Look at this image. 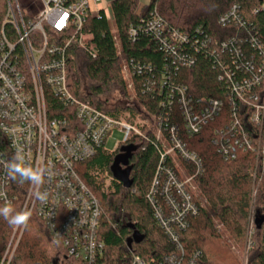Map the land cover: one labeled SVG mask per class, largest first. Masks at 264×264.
Here are the masks:
<instances>
[{
    "label": "built area",
    "instance_id": "obj_1",
    "mask_svg": "<svg viewBox=\"0 0 264 264\" xmlns=\"http://www.w3.org/2000/svg\"><path fill=\"white\" fill-rule=\"evenodd\" d=\"M105 1L5 0L0 22V206L17 201L15 180L7 175L5 165L21 149L26 162L35 165L39 161L51 173L41 188L48 193L47 201L36 200L27 182L22 209H32L52 244L68 258L77 264H94L104 250L98 236L100 207L78 176L76 165L105 152L113 130L124 135L113 152L126 146L131 137L147 140L149 132L158 160L145 199L152 219L175 248L157 264H199V255L185 256L179 243L190 221L200 214L194 190L203 172L201 159L182 136L192 138L217 121L212 143L222 160L234 161L247 152L258 160L264 143V43L246 27L238 6H232L218 23L234 25L239 33L224 41L205 38L195 47L212 60L225 100L193 99L184 85L174 81L179 70L194 64L185 52L188 38L152 16L147 29L168 61L157 81L148 77L140 88L153 99L164 96L158 102L162 111L152 115L150 129L143 132V126L77 99L67 86V50L73 42L85 48L83 27L88 17L103 13L109 24L110 5ZM257 12L264 13V0ZM128 35L135 40L138 30L130 27ZM89 55L95 56L92 51ZM144 68L123 64L129 90L134 91L133 77L152 74L149 66ZM173 106L179 109L181 127L172 121ZM10 244L0 264H8ZM132 264L145 263L133 257Z\"/></svg>",
    "mask_w": 264,
    "mask_h": 264
},
{
    "label": "trees",
    "instance_id": "obj_2",
    "mask_svg": "<svg viewBox=\"0 0 264 264\" xmlns=\"http://www.w3.org/2000/svg\"><path fill=\"white\" fill-rule=\"evenodd\" d=\"M261 0H151L147 6L138 10V0H113L110 13L115 26L111 33L108 21L103 13L88 17L83 27V35L88 39L85 48L73 42L67 50V86L77 99L93 108L104 111L112 117L120 112L135 115L132 107L121 108L111 105L113 91L126 94V84L120 72L123 63L139 64L150 67L152 74H142L132 78L134 93L140 104L151 114L162 109L159 101L164 96L151 98L141 93L145 79L155 77V81L164 70L167 56L160 49L159 42L147 29V21L152 16L159 17L167 29L185 34L188 38L185 52L192 56L194 64L189 69H181L174 81L187 88L193 99L225 100L222 85L217 81V72L213 62L196 50V46L205 38L224 41L239 33L234 25L221 27L218 20L234 5L246 27L253 30L264 43V13H254ZM5 10V0H0V22ZM130 27L138 30L135 40H131ZM113 37L119 46L117 52ZM197 43V45H196ZM94 53V58L89 55ZM144 68V70H145ZM51 102V101H50ZM53 103V101L51 102ZM172 121L181 127V118L177 106L171 109ZM218 122L208 124L199 134L185 138L187 147L202 161L203 172L196 178V185L202 194L206 209L190 221L189 228L180 235V246L185 256L199 255V264H237L227 256L215 252L213 247L220 239L215 228L216 221L232 241L243 246L250 238L247 264H264V221L256 228L255 220L264 216V143L262 153L255 166V155L241 153L234 161H224L213 145L214 129ZM144 132V130H143ZM147 140L131 137L126 146H131L128 167L132 186L124 189L120 183L112 181L111 188L101 191V183L96 172H107L120 146L115 152H100L93 158L77 164L76 172L90 192L96 197L100 207L99 240L104 245L103 255L94 264H132L138 257L145 264H157L162 258L175 251L174 245L163 234L151 216L146 202L152 176L157 164L158 153L153 138L147 132ZM264 136V132H263ZM28 183L15 180L13 189L17 201L12 205L17 211L22 209ZM254 220L248 233L250 220ZM132 226L142 237L138 244L127 240L131 238ZM13 226L0 217V258L8 246ZM223 243V242H222ZM8 264H77L67 257L61 247L52 244L43 223L36 214L23 229L13 257Z\"/></svg>",
    "mask_w": 264,
    "mask_h": 264
},
{
    "label": "rangeland",
    "instance_id": "obj_3",
    "mask_svg": "<svg viewBox=\"0 0 264 264\" xmlns=\"http://www.w3.org/2000/svg\"><path fill=\"white\" fill-rule=\"evenodd\" d=\"M109 28L111 30V33L114 34L115 26H114L112 19L109 20ZM87 39L88 38L83 35V41L85 44H86ZM116 49H117V52L119 53L118 45H116ZM120 75L126 84V90H127L126 94L125 96H121L119 94V91L117 92L113 91L111 94V98H110L111 99L110 104L113 105V104L118 103L121 106V108H125L129 106L135 109L134 117H131L130 114H128V112H120V114H118L117 117H121L123 120H128L132 123H137L141 127L143 126V130L145 132L146 130L150 129L149 127H151L153 123L152 115L149 114L146 111V108H144L140 104L139 99L136 98L135 93L127 88L128 79L125 77L124 71L122 69H121ZM123 138H124V135L122 132H120L119 130H113L112 133L108 136L107 141L104 145L105 152L112 153L114 149L116 148L117 143H121L123 141ZM257 163H258V160L256 159L255 166H257ZM96 177L99 180V183H101V191H107L108 189L111 188L112 178L106 171L105 172L97 171ZM194 195H195L196 200L200 204L201 210H205L206 202L202 194L200 193V190L197 185L194 190ZM253 222H254L253 219L250 220V223L248 226V233L251 232ZM214 225L220 235V239L222 240V241H218L217 243H215V245H213V247L215 246L214 248H216V250L214 251L215 252L219 251L221 255L225 254L229 261L235 260L237 264H247V257H248L247 253L249 251V248L251 247L250 238L247 237L243 246H238L234 241L230 239V237L227 235V233L224 231L221 225H219L216 221H214ZM14 229L15 227H13V231L9 239V243L11 242L10 244L11 248H10V253L6 259V261L8 262L13 257L14 251L17 247V244L19 242V239L21 237V234L24 228L18 229L16 233H14Z\"/></svg>",
    "mask_w": 264,
    "mask_h": 264
},
{
    "label": "clouds",
    "instance_id": "obj_4",
    "mask_svg": "<svg viewBox=\"0 0 264 264\" xmlns=\"http://www.w3.org/2000/svg\"><path fill=\"white\" fill-rule=\"evenodd\" d=\"M7 175L19 182H28L33 189V196L41 203L46 202L48 199L47 191H41L45 183V178L50 176L51 173L47 166L43 165L39 161L35 165L26 162L21 149H17L6 165ZM33 215V211L30 208H23L17 211L11 204V202H5L3 206H0V217L6 220L11 226L20 229L27 228L29 221Z\"/></svg>",
    "mask_w": 264,
    "mask_h": 264
},
{
    "label": "water",
    "instance_id": "obj_5",
    "mask_svg": "<svg viewBox=\"0 0 264 264\" xmlns=\"http://www.w3.org/2000/svg\"><path fill=\"white\" fill-rule=\"evenodd\" d=\"M133 151V147L122 146L120 148V154L115 156L110 166V174L113 180L120 183L124 189H129L132 186V180L129 179L130 168L128 167V165ZM263 221L264 216L260 219H256V228H260ZM129 228L133 230V233L131 238L127 240L128 246H131L132 242L135 244L140 243L143 237L137 231H135L132 226H129Z\"/></svg>",
    "mask_w": 264,
    "mask_h": 264
},
{
    "label": "crops",
    "instance_id": "obj_6",
    "mask_svg": "<svg viewBox=\"0 0 264 264\" xmlns=\"http://www.w3.org/2000/svg\"><path fill=\"white\" fill-rule=\"evenodd\" d=\"M113 0H106L105 3L109 4L112 2ZM151 0H138V10H140L142 7L147 6L150 3ZM101 8L105 9L106 5L104 3L101 4ZM108 15H110V10L108 12Z\"/></svg>",
    "mask_w": 264,
    "mask_h": 264
}]
</instances>
